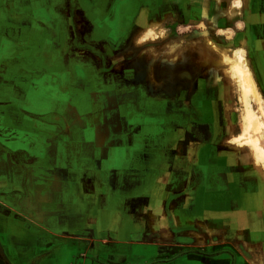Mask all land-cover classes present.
Wrapping results in <instances>:
<instances>
[{
  "label": "crops",
  "instance_id": "0c3cea01",
  "mask_svg": "<svg viewBox=\"0 0 264 264\" xmlns=\"http://www.w3.org/2000/svg\"><path fill=\"white\" fill-rule=\"evenodd\" d=\"M69 5L0 0V257L248 264L208 232L228 216V180L186 154L174 119L150 120L72 52L81 14Z\"/></svg>",
  "mask_w": 264,
  "mask_h": 264
},
{
  "label": "rangeland",
  "instance_id": "374dc122",
  "mask_svg": "<svg viewBox=\"0 0 264 264\" xmlns=\"http://www.w3.org/2000/svg\"><path fill=\"white\" fill-rule=\"evenodd\" d=\"M235 1L70 0L81 14L73 20L79 43L72 52L115 76L117 96L134 105L143 100L150 120L174 119L186 154L198 160L204 153L211 177L228 180V216L214 218L208 232L224 235L223 250L264 264V171L245 143L250 135L264 150V0ZM149 19L158 23L139 43ZM236 55L254 74L259 100L250 94L247 102L260 122L256 132L244 133L239 80L226 74ZM239 135L237 146L232 139Z\"/></svg>",
  "mask_w": 264,
  "mask_h": 264
},
{
  "label": "bare ground",
  "instance_id": "6f19581e",
  "mask_svg": "<svg viewBox=\"0 0 264 264\" xmlns=\"http://www.w3.org/2000/svg\"><path fill=\"white\" fill-rule=\"evenodd\" d=\"M239 0H236L234 5H239ZM228 17H230L234 10H228ZM158 21L155 20H147L146 22V30H144V33L137 39V41L143 42L146 37L150 36L152 34V27L154 24H157ZM152 39V38H151ZM148 41V40H147ZM146 42V40H145ZM237 57V63L233 66H231L227 71L226 74L230 78H237L239 80L241 92H242V98L244 103V112H243V121H244V133H247L249 130H252L254 132L258 131L260 127V122L256 119V116L253 113V110L251 109L250 105L247 102L248 95H253L258 99V94L255 89V85L253 84L252 76L254 74L250 71V68L248 67L247 63H243V59L241 55H236ZM224 62V60H223ZM247 140L245 143H249L250 151H251V159L253 160V163L259 167V169H262L264 171V150L261 148V146L258 144L256 138L250 137V135H247ZM241 135L234 137L232 141L239 145H243V142L241 141Z\"/></svg>",
  "mask_w": 264,
  "mask_h": 264
},
{
  "label": "flooded vegetation",
  "instance_id": "af4514ba",
  "mask_svg": "<svg viewBox=\"0 0 264 264\" xmlns=\"http://www.w3.org/2000/svg\"><path fill=\"white\" fill-rule=\"evenodd\" d=\"M2 262V261H1ZM3 263V262H2Z\"/></svg>",
  "mask_w": 264,
  "mask_h": 264
}]
</instances>
